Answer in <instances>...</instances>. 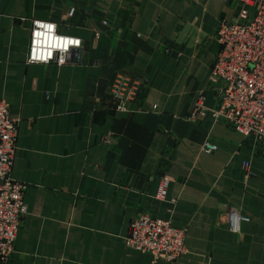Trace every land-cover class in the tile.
Returning a JSON list of instances; mask_svg holds the SVG:
<instances>
[{
  "label": "crops",
  "instance_id": "0c3cea01",
  "mask_svg": "<svg viewBox=\"0 0 264 264\" xmlns=\"http://www.w3.org/2000/svg\"><path fill=\"white\" fill-rule=\"evenodd\" d=\"M238 10L237 0H0V98L18 120L12 178L27 185L28 209L8 264H152L125 243L144 213L186 230L188 252L156 264H264V145L213 116L217 32ZM34 20L82 40L73 62H28ZM116 72L142 83L125 111ZM202 98L207 113L193 118ZM230 207L250 218L238 232Z\"/></svg>",
  "mask_w": 264,
  "mask_h": 264
},
{
  "label": "built area",
  "instance_id": "2783aa9c",
  "mask_svg": "<svg viewBox=\"0 0 264 264\" xmlns=\"http://www.w3.org/2000/svg\"><path fill=\"white\" fill-rule=\"evenodd\" d=\"M237 1L238 12L222 22L217 32L220 48L210 83L217 87L219 108L213 116L230 124L244 138H252L264 145V0ZM74 13L75 9H71L66 17L71 19ZM37 22L57 26L54 21L32 22L28 62L34 47V32L42 30L38 29ZM55 35L72 37L60 33L58 27ZM81 49L82 40L79 47H69L63 64L59 63V50L54 51L52 59L47 62L29 63L63 66L73 62L74 55ZM141 88L142 83L138 79L116 72L111 84V94L118 100L116 109L127 110ZM203 100L197 102L193 118L207 113ZM17 138L18 120L10 116L8 102L0 98V264H8L14 254L17 235L28 212L24 201L27 185L12 178ZM217 149V145L210 142L202 146V151L207 154ZM243 167L250 172L249 161H244ZM170 182L167 176L161 178L156 195L158 200L167 199ZM225 216L234 232L239 231L242 222L250 221L236 207H230ZM185 241V229L176 227L171 220L144 213L131 221L125 243L128 248L148 254L152 264H156L160 259L175 261L185 255L188 252Z\"/></svg>",
  "mask_w": 264,
  "mask_h": 264
},
{
  "label": "clouds",
  "instance_id": "9594fccd",
  "mask_svg": "<svg viewBox=\"0 0 264 264\" xmlns=\"http://www.w3.org/2000/svg\"><path fill=\"white\" fill-rule=\"evenodd\" d=\"M38 29L34 32V47L29 62L44 61L47 62L52 59L53 52L60 51L59 63L65 62V53L68 52L69 47H79L81 39L76 37L56 36V25L52 23L37 22ZM70 58V57H68Z\"/></svg>",
  "mask_w": 264,
  "mask_h": 264
}]
</instances>
